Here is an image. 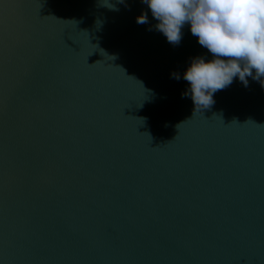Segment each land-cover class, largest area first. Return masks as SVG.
Returning a JSON list of instances; mask_svg holds the SVG:
<instances>
[{
	"label": "water",
	"instance_id": "95a60500",
	"mask_svg": "<svg viewBox=\"0 0 264 264\" xmlns=\"http://www.w3.org/2000/svg\"><path fill=\"white\" fill-rule=\"evenodd\" d=\"M104 2L2 0L0 264H264V87L195 110L211 53Z\"/></svg>",
	"mask_w": 264,
	"mask_h": 264
},
{
	"label": "clouds",
	"instance_id": "9594fccd",
	"mask_svg": "<svg viewBox=\"0 0 264 264\" xmlns=\"http://www.w3.org/2000/svg\"><path fill=\"white\" fill-rule=\"evenodd\" d=\"M125 3L126 0H119ZM151 12L152 25L172 44L182 38L187 25L210 56L190 57L182 73L171 75L187 81L182 92L195 110L214 103V93L238 79L248 86L251 77L264 87V0H142ZM115 8L111 0L102 3ZM148 11L137 14L148 22Z\"/></svg>",
	"mask_w": 264,
	"mask_h": 264
},
{
	"label": "snow or ice",
	"instance_id": "6c2138e0",
	"mask_svg": "<svg viewBox=\"0 0 264 264\" xmlns=\"http://www.w3.org/2000/svg\"><path fill=\"white\" fill-rule=\"evenodd\" d=\"M0 6H2V7H8V5H5V4L2 3V0H0ZM64 33H65V31H64Z\"/></svg>",
	"mask_w": 264,
	"mask_h": 264
}]
</instances>
